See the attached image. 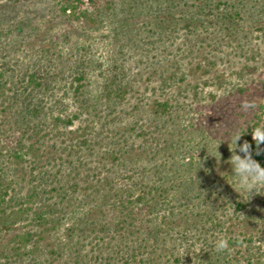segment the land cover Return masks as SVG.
<instances>
[{
  "label": "rangeland",
  "instance_id": "rangeland-1",
  "mask_svg": "<svg viewBox=\"0 0 264 264\" xmlns=\"http://www.w3.org/2000/svg\"><path fill=\"white\" fill-rule=\"evenodd\" d=\"M139 1L83 0L76 12L64 13L61 0H20L9 24L24 22L25 28L0 39V58L10 55L14 78L43 66L49 75L64 76L58 77L60 86L52 83L48 98L53 92L55 96L48 103L57 106L56 114L64 108L65 116L77 108L72 81L82 58L90 64L89 94L102 101L96 105L100 118L91 116L96 123L90 128L93 138L100 140L103 132L120 128L119 136L127 138L121 139L122 144L127 141L126 145L145 150L143 167L157 150L161 154L155 161L170 158L171 164L159 176L148 175L161 183L165 175L175 178L167 196L174 205L171 226L177 235L169 248L158 249L163 255L158 264L167 259L166 264H179L175 258L187 251L178 241V232L186 228L192 255L201 250L215 252V243L224 238L228 248L216 254V264H264V193L240 197L231 186L228 162L235 136L244 134L239 141L243 143L254 124L264 126V0ZM84 10L88 17L80 15ZM111 77L115 85L108 81ZM107 90L115 94L112 106L105 102ZM119 90L123 95H118ZM163 101L169 102L168 112L156 113V104ZM17 114L15 107L8 112L16 135H21ZM105 117L106 129L101 126ZM115 147L112 141L102 150ZM98 152L102 151L84 150L83 155L93 162L101 156ZM253 156L264 166V158ZM177 169L186 179H176ZM236 201L244 202L241 210ZM182 202L186 205L181 206ZM170 207L157 222L165 219L163 214H169ZM78 216L66 220L54 242H78L76 235L70 237L66 231ZM106 220L111 224L108 232L101 233L105 244L94 257L89 246L83 247V254H90L88 264H123L126 256L130 260L126 240L113 238L116 217ZM102 221L95 218L96 230L98 223L107 225Z\"/></svg>",
  "mask_w": 264,
  "mask_h": 264
},
{
  "label": "trees",
  "instance_id": "trees-1",
  "mask_svg": "<svg viewBox=\"0 0 264 264\" xmlns=\"http://www.w3.org/2000/svg\"><path fill=\"white\" fill-rule=\"evenodd\" d=\"M82 1L61 0L62 11L76 12ZM19 2L0 0V39H9L16 32L24 30V22L9 24L11 13L15 12ZM95 11H98L97 7ZM81 14L83 17L89 16L88 10ZM235 14L241 15L240 12ZM191 19L190 24L194 22ZM7 58H10L9 54L0 58V100H3L0 101V264H88L90 254H83V247L89 246L94 257L99 246L105 244V237L101 233L108 232L111 224L106 220L108 216L116 217V236L113 238L121 237L128 243L131 256L130 260L126 256L123 264H158L163 256L157 253L158 249L169 248L170 241L174 242L172 237L177 235L173 234L176 228L171 226L174 223V218L171 219L175 215L174 205L167 196L170 192L168 187L174 186L172 182L175 178L171 179L168 174L162 183L156 181L160 172L171 164L170 158L155 161L161 154V150H157L147 158L143 167L140 164L144 160L142 153L145 150L126 145L127 141L122 144L121 139L127 138L119 136L122 132L120 128L110 134L103 132L100 140L93 138L94 131L90 128L96 123L91 116L93 114L100 118L101 112L96 105L102 101L94 100L96 98L89 94L90 64L82 58L78 60L80 71L72 81V96L77 108L66 116L64 108L61 109L62 114H56L57 106L48 103V99L51 102L55 96L53 92L48 98L52 83L58 86V77L63 79L64 76L59 72L49 75L50 70L43 66L14 78L17 74ZM115 77L108 79L111 85L116 84ZM109 90V98L105 102L112 106L115 94ZM123 93L119 90L118 95ZM14 107L20 117L17 123L21 121V135H16L8 116ZM169 107L168 101L158 102L156 113H166ZM81 120L87 121V124L73 128ZM107 121L105 117L101 122L104 129ZM258 125L254 124L250 129L249 137L242 138V141L247 140L252 144L253 153L256 144L251 140L252 130ZM28 133L30 136H26ZM112 141L117 147L102 150ZM98 149L102 151L98 152L101 156L93 162L83 155L84 150L92 153ZM263 155L258 157L264 158ZM174 162L172 167L175 166ZM177 171L179 169L174 171L176 179H186ZM152 172L155 178L148 176ZM235 203L238 204L237 210H241L244 202ZM170 204L173 206L171 212L163 214L167 222H157L156 219L169 209ZM180 205L186 204L182 202ZM75 214L81 216L66 231L70 237L76 235L78 242H54L57 230ZM97 216L107 225L98 223L100 227L96 230ZM178 234L181 238L176 240L187 252L176 257L175 261L179 264L183 261H188L187 264H216L219 256L216 260L214 257L218 251L201 250L192 255L189 250L193 244H189L187 228ZM171 247L178 246L173 244Z\"/></svg>",
  "mask_w": 264,
  "mask_h": 264
},
{
  "label": "clouds",
  "instance_id": "clouds-1",
  "mask_svg": "<svg viewBox=\"0 0 264 264\" xmlns=\"http://www.w3.org/2000/svg\"><path fill=\"white\" fill-rule=\"evenodd\" d=\"M244 107L248 108L249 105L245 104ZM243 135L238 133L235 136L233 141L235 148L231 150L232 154L228 160L231 165L230 172L233 181L231 186L240 197H253L255 194L264 193V166L254 158V150L250 142L245 140L243 143H239ZM252 135L256 144L255 153L259 155L264 150L261 148V145H264V126L254 128ZM214 247L218 252L225 251L228 248V242L226 239L220 238Z\"/></svg>",
  "mask_w": 264,
  "mask_h": 264
}]
</instances>
